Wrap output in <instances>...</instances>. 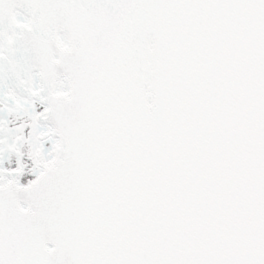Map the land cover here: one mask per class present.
I'll return each instance as SVG.
<instances>
[{"label": "snow or ice", "instance_id": "snow-or-ice-1", "mask_svg": "<svg viewBox=\"0 0 264 264\" xmlns=\"http://www.w3.org/2000/svg\"><path fill=\"white\" fill-rule=\"evenodd\" d=\"M0 264H264V0H0Z\"/></svg>", "mask_w": 264, "mask_h": 264}]
</instances>
